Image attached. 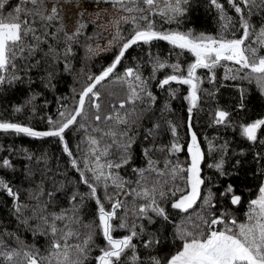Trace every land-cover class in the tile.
Returning <instances> with one entry per match:
<instances>
[{
    "label": "snow or ice",
    "instance_id": "snow-or-ice-1",
    "mask_svg": "<svg viewBox=\"0 0 264 264\" xmlns=\"http://www.w3.org/2000/svg\"><path fill=\"white\" fill-rule=\"evenodd\" d=\"M17 93L0 264H264V0H0Z\"/></svg>",
    "mask_w": 264,
    "mask_h": 264
},
{
    "label": "trees",
    "instance_id": "trees-1",
    "mask_svg": "<svg viewBox=\"0 0 264 264\" xmlns=\"http://www.w3.org/2000/svg\"><path fill=\"white\" fill-rule=\"evenodd\" d=\"M197 28H206L209 31H212L214 29V25L212 23V19L211 17H206L203 15V13L200 14V21L196 24ZM160 48L164 49L165 51L167 50V45L164 42H161L159 45ZM136 50L133 49L129 55L135 54ZM102 59H108L107 57H103ZM101 61H97V63H100ZM220 72L222 74L223 69H220ZM72 83V78L71 77H64L62 78L61 83L58 85V94H66L68 92V88L69 85H71ZM253 91H254V86H253ZM235 95L234 92L229 91V90H223L221 92V95L219 97L220 103L223 105H228L231 103V97H233ZM48 99L50 101H52L51 103V107L49 108V111H53L56 107L54 98L52 96V94H47ZM21 98H22V94L21 93H17L16 95L13 96H9L7 98V100L5 99H0V116H9L12 115L11 111H10V102H14V103H19L21 102ZM37 103L41 102L40 98H37ZM251 104L254 105V108L251 112V118H255V116L257 114H264V107H262L259 103V101L256 99V96L253 95L252 96V101ZM177 109L179 110V106H180V102H176ZM211 105L210 104H204L203 108H204V112L200 113V123L204 125V127H198V131L201 133V138H203V134L206 131V122L208 120V116H207V111L209 109ZM251 106V105H250ZM5 108H8V111H5ZM242 114V113H241ZM24 115H27L26 113ZM20 118V117H18ZM223 131V130H221ZM230 134H231V130ZM209 136H211V131L208 130L207 133ZM68 138L71 139L72 138V133H68ZM15 144L16 146H26L29 148H37L39 147V142L33 141L30 138H26V137H22V136H17V137H5L3 134H0V145H4L5 147L8 144ZM45 145H48V141L45 140ZM50 150L53 152H58V149L52 145L50 147ZM4 155H7L8 153L4 152ZM181 159H183V157H181ZM18 179V176H17ZM5 197L3 195H0V219L7 217V208L3 206V201H4ZM240 209H244L243 206H241L239 208Z\"/></svg>",
    "mask_w": 264,
    "mask_h": 264
},
{
    "label": "rangeland",
    "instance_id": "rangeland-1",
    "mask_svg": "<svg viewBox=\"0 0 264 264\" xmlns=\"http://www.w3.org/2000/svg\"><path fill=\"white\" fill-rule=\"evenodd\" d=\"M239 211L242 213L244 211V209H240Z\"/></svg>",
    "mask_w": 264,
    "mask_h": 264
}]
</instances>
